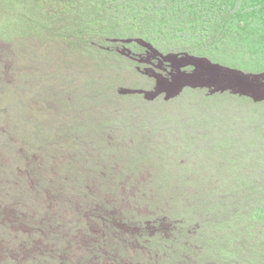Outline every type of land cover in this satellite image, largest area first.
Segmentation results:
<instances>
[{
    "label": "rangeland",
    "instance_id": "rangeland-1",
    "mask_svg": "<svg viewBox=\"0 0 264 264\" xmlns=\"http://www.w3.org/2000/svg\"><path fill=\"white\" fill-rule=\"evenodd\" d=\"M0 264H264V0H0Z\"/></svg>",
    "mask_w": 264,
    "mask_h": 264
}]
</instances>
